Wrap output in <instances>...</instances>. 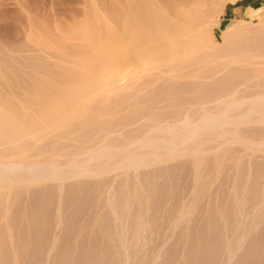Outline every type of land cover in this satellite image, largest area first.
Instances as JSON below:
<instances>
[{"label": "rangeland", "instance_id": "obj_1", "mask_svg": "<svg viewBox=\"0 0 264 264\" xmlns=\"http://www.w3.org/2000/svg\"><path fill=\"white\" fill-rule=\"evenodd\" d=\"M120 1L0 0V61L25 69L0 62V89L51 126L0 153V264H264V0H162L187 43L76 76L61 54Z\"/></svg>", "mask_w": 264, "mask_h": 264}, {"label": "bare ground", "instance_id": "obj_2", "mask_svg": "<svg viewBox=\"0 0 264 264\" xmlns=\"http://www.w3.org/2000/svg\"><path fill=\"white\" fill-rule=\"evenodd\" d=\"M184 4H180V6H177L176 4L177 6L176 7V6H170L167 3L162 2V0L161 1L160 0H127L126 5L124 4V8H123V11L121 12V16L119 17V20L117 19L118 20V21L116 20L117 22L114 20V23H115L113 25L114 27L110 25L111 23L109 24L108 18L110 19V17L105 18L107 17L106 15L105 17L101 15H97L95 14L97 10L96 11L93 10L95 12V13L93 12V14L96 15L95 16L96 18L95 20H92V22L91 20H89L92 25L90 24L89 26L87 25L88 29L90 27L91 33L89 34L85 33L86 35L84 37L82 36L83 38H81L82 39L81 42L78 43L80 44V46L81 44L83 45L81 46V48L77 49V47H74V45L77 44L76 42L75 44H71L73 47L72 50L69 53L61 54L63 55V57L60 56L62 60L61 62L63 63L64 61H67V60L73 62L74 64L77 65V68H75L76 67L75 66L73 67V69H71L73 71V74L78 76V74L83 73V75L86 78V76L89 75V72H95V71L100 72L103 70L104 63L105 62L107 63L106 60H108V57L114 52V49H116L115 52L117 51V49L121 50L123 48H130V51L132 49L134 52L133 57L131 58L132 62L136 60L140 61L143 57L147 59L150 56H154L155 58H157V60H160L162 56L165 57L164 55L168 54L167 51H170L174 45L180 46V45L187 43L188 41L187 38L192 37L193 33H195L196 29L194 25L188 21L189 17L187 15V10H188L186 6L187 4L186 5ZM83 25L84 24H81V26L85 28ZM182 47L183 46H181V48ZM15 48H18V47H15ZM16 52H18V49ZM2 53L0 54L2 55ZM139 56H141V59ZM15 57L16 56L12 58L6 57L7 58L6 59L3 56L2 60L0 61L3 64V68H8L11 66L10 68H13L12 71H15V72L18 69H20L17 63V58ZM113 59L117 60L116 57ZM80 61H83L81 63H84V64H80L79 63ZM86 61L87 63L85 64ZM91 62H95L96 63L95 66L91 64ZM20 63L21 62H19V64ZM64 63L67 64V62H64ZM32 65L34 64L32 63ZM0 66L2 67L1 63H0ZM22 66H25V65H22ZM59 66L62 67L63 65H59ZM1 67L0 69H2ZM63 67H66V66H63ZM22 68L23 67H21V69ZM21 69L20 71H25L24 68L23 70ZM35 70L37 73L38 72L37 69ZM35 70L31 71L32 72L31 76L33 77L32 79L33 82L32 81L31 82L32 84L36 83V85L38 86L36 85L35 86L38 87V89H40V91L42 92L41 89L49 86L48 85L49 82L47 83L45 80L43 79L41 80V78L39 79V76L37 75L38 73L36 74ZM27 71L28 70L26 69V72ZM84 73H87V75H85ZM7 77H5V79ZM16 78L17 77H15V80ZM8 81L10 82V80ZM3 91L4 90L0 89V153L6 152V151L20 150L25 147H28L36 138V131H37L36 128H38L37 126L41 127L45 125V123L42 122V119L38 120L37 119L38 117L35 118V116H32L30 113H27L24 110V107H22L23 106L22 102H25L30 105V108L33 107V109H37L36 105L38 102H36L35 100H31V99L28 100L27 98H24V96H22L23 94L20 93V90L18 91L13 90V92H11L10 94L5 93ZM18 100H21L22 102H19ZM66 115L67 114L64 112L60 113L59 116L54 114V116L48 117V120H50L51 122L54 119L56 120L64 119L66 118ZM46 124L48 126L45 125V127L47 128L51 127L49 126L50 124L48 122Z\"/></svg>", "mask_w": 264, "mask_h": 264}]
</instances>
